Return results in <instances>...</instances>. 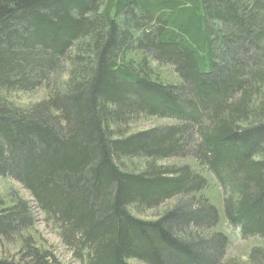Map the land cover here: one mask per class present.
<instances>
[{"label":"trees","instance_id":"1","mask_svg":"<svg viewBox=\"0 0 264 264\" xmlns=\"http://www.w3.org/2000/svg\"><path fill=\"white\" fill-rule=\"evenodd\" d=\"M142 118L174 124L128 134ZM0 178L78 264H220L222 218L264 240V0H0ZM7 196L0 264H61Z\"/></svg>","mask_w":264,"mask_h":264},{"label":"rangeland","instance_id":"2","mask_svg":"<svg viewBox=\"0 0 264 264\" xmlns=\"http://www.w3.org/2000/svg\"><path fill=\"white\" fill-rule=\"evenodd\" d=\"M159 77L163 82H175L176 79L173 74V71L169 67H163L159 69ZM44 98V92H39L34 96H29L21 99L22 103L36 102ZM173 122L168 120H160L157 118H142L139 121L130 123L127 127L128 134H135L143 131L152 130L154 128H161L173 125ZM191 164L189 160H165L160 163L162 166H171V165H184ZM209 189L205 192V195L210 199V201L216 205V207L221 211L222 210V193L217 186V183L214 179L209 176ZM14 193L19 198L24 199L27 202H30V206L33 210L32 222H33V235L35 241L38 245H43L44 248H47L51 251L52 255L56 258L57 262L61 264H78L71 254L61 245L59 238L54 233V230L44 219V216L39 212L35 205L32 203V200L28 194L18 185L17 183L0 178V198L3 197L7 202L9 198L7 196L8 192ZM176 203V200H172L164 204L160 209L156 211H148L143 215L137 217L144 220H154L162 213L166 208L173 206ZM136 215V214H135ZM216 231H220L225 234L229 240V247L226 251L224 262L228 260L239 261L241 263H248V256L252 250H261L264 251V240L259 238H250L242 239L238 229L230 227L224 218L220 221V224L216 228ZM3 255L8 256H17V249L15 245L2 243L0 244V257ZM222 261L223 264L224 263ZM130 264H142L137 261H130ZM251 264V263H248Z\"/></svg>","mask_w":264,"mask_h":264}]
</instances>
